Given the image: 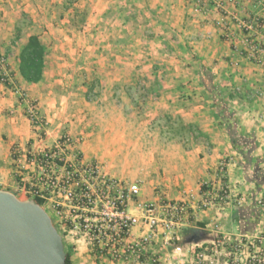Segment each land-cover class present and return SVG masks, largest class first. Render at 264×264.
I'll return each instance as SVG.
<instances>
[{
	"label": "crops",
	"instance_id": "obj_1",
	"mask_svg": "<svg viewBox=\"0 0 264 264\" xmlns=\"http://www.w3.org/2000/svg\"><path fill=\"white\" fill-rule=\"evenodd\" d=\"M262 1L235 0L236 9L228 6L234 4L225 6L241 16L250 8L259 9ZM8 7L14 13L17 10L19 13L24 12L33 23L37 20L41 25L51 24L66 30L63 35H60V31V34H56L62 37L65 44L70 43L68 48L72 54L69 56L75 60L73 66L83 77L97 68V58L102 57L104 49L108 54L113 49L115 58L120 61L118 58L122 57L116 56L119 53L117 47L124 50L128 42L139 41L141 36L148 34L155 36V41H160L155 28L168 29L171 33L168 41L172 38L174 41L180 40L182 37L186 41L184 50H189L191 57L196 59L198 85L200 66L214 75V84L226 97L238 134L252 139V145L255 146L249 152L248 161L235 151L222 122L214 116L213 104L209 100L207 106L211 112L208 117L222 127L220 131L208 129L206 125L204 128L197 127L196 122L200 121H191L188 124L199 129V139L191 140L187 136L188 141L182 142L183 145L157 146L152 136L144 135L141 129L135 131L133 142L129 141L134 150L124 148L121 142L128 139L125 135L127 129L112 122L121 116L116 105L128 107V103L109 99L102 103L107 108L96 112V109L88 106L83 87L76 88L73 81H48L49 48L43 37L40 33L30 31L24 39L21 37L18 42L22 44L16 49L18 42L15 40V30L21 18L15 17L12 21L9 18L5 23L7 30H12L11 34L0 31V56L7 59L6 68L10 78L8 86L0 88L1 191L16 197L24 196L29 182L27 156L40 148L51 146L62 134L67 133L76 140L84 159L100 162L105 171L119 179L131 177L126 171L135 162V181L129 182L139 183L140 201L155 202L159 196H163L169 201L190 203L192 216L188 224L178 231L181 251L186 256L183 264L192 262L191 253L195 246L211 244L221 235L234 241H256L262 235L264 213L256 201L264 199V67L248 62L245 55L239 53L242 46L238 39L228 43L222 38L218 28L211 22L219 14L216 13V17L198 16L193 11L192 3L186 4L184 0H14ZM262 15L264 18V13ZM5 23L0 22V28L5 29ZM29 35L38 36L47 52L42 80L37 84L26 83L18 69V55ZM47 40L51 41V38ZM99 43L111 44L100 46ZM58 49L65 48L59 46ZM85 54L91 60H88L89 69L84 66ZM107 67L110 68L103 69L102 73L111 74L113 66L107 64ZM68 90L71 92L68 93ZM72 91L78 92V95L71 94ZM18 93L35 101L46 120L47 129L43 140L39 139L27 120ZM97 118L100 121H96ZM201 139L205 145L199 146L203 144L199 141ZM185 143L190 147H185ZM14 146H18L21 151L18 162L11 155ZM249 147L246 144L244 153ZM124 149L128 150L127 157L120 160L117 155ZM133 153L134 161L128 160L129 154ZM220 160H225L226 181L223 185L228 187L230 201L226 205L209 204L203 207L208 184L211 183L213 187L220 185L219 181L216 182ZM118 168L121 169L120 177L114 171ZM132 213L137 214L136 211ZM69 249L76 253L70 255L71 264H76L83 254H88L81 241L77 242L74 249ZM171 252L168 249L162 254L161 264H175ZM87 258H82V261H91Z\"/></svg>",
	"mask_w": 264,
	"mask_h": 264
},
{
	"label": "built area",
	"instance_id": "obj_2",
	"mask_svg": "<svg viewBox=\"0 0 264 264\" xmlns=\"http://www.w3.org/2000/svg\"><path fill=\"white\" fill-rule=\"evenodd\" d=\"M202 1L222 11L226 4H234L232 0ZM260 6L264 13V2ZM238 28L246 33L243 42L248 47L247 58L264 66L263 19L251 13L248 21L238 23ZM0 71L3 88L10 79L3 56ZM19 97L32 129L43 140L46 120L35 101L21 93ZM11 155L15 162L20 161L18 146L12 148ZM27 165L29 182L24 197L41 202L67 248L74 249L81 241L98 264H161L162 254L171 249L172 261L183 264L186 256L181 251L178 231L192 216L189 202L169 201L163 196L155 202L140 201L138 182L119 179L105 171L100 162L84 159L76 140L67 133L51 146L29 154ZM221 172L224 175L222 168ZM229 201L228 187L219 185L207 188L202 206H221ZM256 203L264 213V199ZM215 254L226 259L224 264H239L241 259L264 264V232L256 241L228 240L221 235L211 244L195 246L194 264H214L211 258Z\"/></svg>",
	"mask_w": 264,
	"mask_h": 264
},
{
	"label": "rangeland",
	"instance_id": "obj_3",
	"mask_svg": "<svg viewBox=\"0 0 264 264\" xmlns=\"http://www.w3.org/2000/svg\"><path fill=\"white\" fill-rule=\"evenodd\" d=\"M11 1L14 0H0V22L4 21V23H7L9 18L12 21L15 17H19L22 20L23 17L20 15L21 13L24 14V12L19 13L17 10L14 13L12 8L9 9L8 6ZM184 1L186 4L192 3L193 11H195V14L198 16L208 17V15H211L210 17H216L215 14H219L218 18L215 20L211 19V22L218 28L222 38L228 43L233 42L235 38L238 39V43L242 46L239 53L244 54L248 62L257 65L255 62L247 58L249 51L248 47L245 46L243 42L246 33L238 28V23L241 21H248L251 17V13L258 15V17L262 18L264 21L261 7L259 9L250 8L249 11L247 10L243 12L244 14L240 16V13L238 14L237 11H230L226 6L223 11L217 10L214 4L209 1ZM263 2L264 0L262 3ZM228 6L235 7L236 5L234 2V5ZM236 8L237 7H235V9ZM57 15L55 14L54 16ZM24 20L26 21V19ZM35 21L36 22L33 23L30 18L27 19V24H25L26 26H23L24 28L21 37L24 39L30 31L33 33H40L43 37L44 42L49 48L48 73L46 74V79L48 81L60 80L64 83L73 81V83L77 85L76 88L79 87L80 89L83 87V93H86L87 95L86 101L88 106L94 110L96 109V112H99V110L104 111L103 109L105 106H103L104 104L102 103H106L109 99L122 103L125 101V103H128V107H125L123 104L122 106L116 105V110L120 112L121 116L119 119L116 118V121L112 122V124L120 128L122 126L123 129H127L125 135H127L128 139L127 141L124 139L121 142V146L124 148L126 147L129 150H134L133 145L130 142H133L134 140L135 131L141 129L144 131V135L152 136L153 142L157 146H160L161 144L181 145L182 142H186V140L188 141L187 134L183 133L182 135L177 136L176 134L178 132L171 131L170 124L166 123V117H170L173 121L179 119L185 125H188L191 121H200L196 122L197 127H203L206 125L208 129H214L217 131L222 129V127L215 124L212 118L208 117L211 112L207 106L210 98L205 92H203L197 83V74L195 73L197 69V61L191 57L189 50H184V47L186 46L184 42L186 41L182 37L180 40L177 39L179 42H176L177 40L174 41L173 38L171 41H168V36L171 35V33L168 32V29L157 27L155 28L157 29L155 33H157V36L159 35L158 40L160 41H155L157 38H155V36L151 37L152 35L148 34V36H141L139 41L128 42L124 47L125 52L122 50V47H117L119 53H116V56L122 57L118 58L120 61L115 58L113 49L109 50V54L106 52L107 50L104 49L102 57L97 58V61L99 62L95 61L99 63L97 68L92 69V72H90L91 74H85V77H83L80 75L81 73H79V70H76L77 67L73 66L75 60L71 58L72 56H69L72 54L71 49L68 48L70 43L65 44L62 41V37L56 34L60 31L61 34H59L63 35L66 33V30H62V27L55 25L52 26L51 24L41 25L37 20ZM6 23L5 29H2L1 27L0 31L3 30L4 33H7L8 35L9 33L11 34L12 30H7ZM231 24L233 25L232 27ZM215 26L213 27L216 28ZM52 32L53 34L51 35L50 33ZM48 38H51V41H48ZM17 44L16 49L21 46L22 43L18 42ZM105 44L110 45L111 43H99L100 46H104ZM59 46H64L65 49H61V51L58 49ZM105 52L107 54H105ZM110 54L112 55L111 58ZM135 55H137V57ZM83 59L85 68L89 69L88 60H91L87 57V54H85ZM112 62H115L116 64H112ZM121 63L122 66H120ZM76 64L80 65L79 62H76ZM107 64L113 66L111 74H108L107 72L102 73L103 69L110 68L107 67ZM90 87H93V90L87 93ZM69 92L71 91L68 90V93ZM71 94L78 95V92L76 93L75 91H72ZM96 121H100V118H97ZM202 140L203 139L199 140L203 143L199 144V146L205 145L204 140ZM185 144V147H190V145ZM127 152L128 150L126 149L122 150V153L117 155L119 157L118 159L121 160L123 157H127ZM133 156L135 157L134 153L132 155L129 154L128 160L132 159V161H134ZM224 163L225 160H220L217 164L218 177L216 178V182L219 181L221 186L226 181ZM134 166L135 162H133L131 167L127 166L130 168L126 173L131 177L124 179L135 181L136 168ZM221 168L223 169L224 175L221 172ZM120 170V168L114 170L119 177L121 176ZM212 187L211 183L208 184V190H211ZM18 199L23 201L27 200L24 196H20ZM74 251L75 250L70 253L74 254ZM191 255H193V252ZM87 256L92 262L90 260L82 261V258H87ZM87 256L83 254L81 260L76 261V264H98L93 261V258L89 254H87ZM211 260L214 261V264H224L226 259L222 255L215 254ZM194 262L195 260L192 258L190 264H194ZM202 264L208 263L205 262ZM239 264L253 263L241 259Z\"/></svg>",
	"mask_w": 264,
	"mask_h": 264
},
{
	"label": "water",
	"instance_id": "obj_4",
	"mask_svg": "<svg viewBox=\"0 0 264 264\" xmlns=\"http://www.w3.org/2000/svg\"><path fill=\"white\" fill-rule=\"evenodd\" d=\"M62 238L44 210L0 190V264H64Z\"/></svg>",
	"mask_w": 264,
	"mask_h": 264
},
{
	"label": "trees",
	"instance_id": "obj_5",
	"mask_svg": "<svg viewBox=\"0 0 264 264\" xmlns=\"http://www.w3.org/2000/svg\"><path fill=\"white\" fill-rule=\"evenodd\" d=\"M22 17H23L22 20L19 21L15 30L16 32L15 40L17 42L21 39V33L23 32V28H24L23 26L27 24V19H28L27 16L23 14ZM24 19H26V21ZM46 55H47L46 49L40 42L38 36L29 35L25 45L22 47L18 55L19 74L20 77L26 83L37 84L42 80L43 70L45 68ZM2 77H3V73H1L0 71V79ZM214 79H215L214 75L210 73L207 69H205V67L203 66L199 67V71H198L199 85L212 101L214 108L213 111L214 116L222 122L225 132L228 135V138L234 150L237 151L240 155L244 156L248 161L249 152L252 151V148L255 146V144L252 145L253 144L252 139L250 140L247 137H242L241 135L238 134L236 123L233 120L232 114L229 112L227 107V103L225 100L226 97L214 84ZM92 90L93 87H90L87 93L91 92ZM165 120L167 124H170L169 126L171 131L178 132L177 135L179 136L185 133L187 134V136H189V138H191V140H197L201 136L199 129L192 124L185 125L179 119L177 121H173V119H171L170 117H166ZM246 144H249L250 147L248 148L249 150H247V152L244 153ZM32 202H34L35 204L41 207L40 201L35 200ZM64 252H65L64 264H71L70 249L67 248L65 245H64Z\"/></svg>",
	"mask_w": 264,
	"mask_h": 264
}]
</instances>
